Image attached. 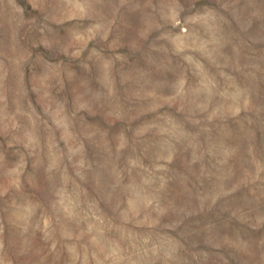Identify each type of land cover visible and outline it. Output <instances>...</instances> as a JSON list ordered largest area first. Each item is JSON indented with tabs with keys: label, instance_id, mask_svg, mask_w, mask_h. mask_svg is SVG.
Here are the masks:
<instances>
[{
	"label": "rangeland",
	"instance_id": "1",
	"mask_svg": "<svg viewBox=\"0 0 264 264\" xmlns=\"http://www.w3.org/2000/svg\"><path fill=\"white\" fill-rule=\"evenodd\" d=\"M0 264H264V0H0Z\"/></svg>",
	"mask_w": 264,
	"mask_h": 264
}]
</instances>
